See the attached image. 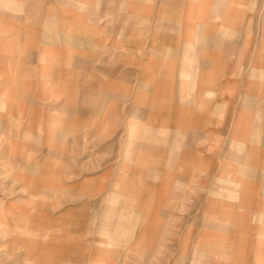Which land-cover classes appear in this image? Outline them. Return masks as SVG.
I'll return each mask as SVG.
<instances>
[{
	"label": "crops",
	"instance_id": "obj_1",
	"mask_svg": "<svg viewBox=\"0 0 264 264\" xmlns=\"http://www.w3.org/2000/svg\"><path fill=\"white\" fill-rule=\"evenodd\" d=\"M142 2L0 0V54H23L24 63L34 54L41 61L53 56L55 74L66 80L55 88L74 92L77 98L72 105L88 109L101 105L106 110L100 133L87 130L84 136L80 134L83 124L96 120L94 115H72L70 131L58 133L57 138L63 140L84 139L82 150L78 149L85 156L80 167L87 165L85 168L94 170L97 154L88 147L89 138L111 137V127L119 128L121 123L128 130V145L123 146L120 160L113 167L106 169L105 163L101 173L82 175L73 161L68 163V159L56 156V181L49 185L56 186L57 192L55 189L52 195L45 191L37 200L24 197L22 212L6 213L8 220L22 219L23 234L29 237L37 232L40 236L38 243L29 242L38 252L36 264H123L125 259V264H175L176 242L194 251L191 264H197L198 259V264L247 262L239 259V232L247 234L249 212L237 213L229 206L243 189L247 194L250 191V183L240 178L250 181L244 175L248 160L241 167L238 164L244 157L242 153L253 138L257 140L256 152L264 150L263 137L259 131L254 132V125L259 128L263 118L264 62L250 60L241 97L238 82L223 81L225 70L230 76L238 75V68L227 64V56L218 53L224 47L231 48L222 43V27L235 26L239 10L232 15L231 23H221L223 3L217 0H161L152 30L154 39L162 37V43L152 54H142V32L148 23L137 14L136 7ZM128 3L134 7L126 15ZM106 16L114 17L122 26L113 36L114 41L130 42L133 51L95 54V50H87L88 43L93 46L103 41L99 37L106 34ZM252 21L248 18L247 34L253 33ZM162 26L166 27L164 31L160 30ZM182 35L186 44L180 49ZM101 59L106 67L100 66ZM19 69L0 68V125L10 108L18 104L25 113L30 105L26 99L15 102V90L22 92L23 98L27 92L25 83H16L11 73L25 79L30 71L23 65L21 72ZM257 78L262 81L255 91ZM100 91L103 103L96 100ZM233 91L234 100L226 99L225 92ZM235 100H240L243 115L233 133L224 139L222 127L216 126L222 124L218 114L225 107L232 108ZM96 117L98 120L100 115ZM66 146L67 140L62 141V149ZM223 147L229 158L226 166ZM101 151L106 156V144ZM45 170L44 175L52 172L47 165ZM226 172L231 173L227 185L223 179ZM195 183L203 192L198 198L201 210L193 216L200 219V224L194 228L193 221L186 230L176 232L175 220L181 219L182 223L185 217L179 213L187 212L185 202L191 201L189 194L183 195V209L177 210L175 202L180 195H176V187L191 190ZM225 185L228 195L223 194ZM67 187L70 190L66 194L58 193L59 188ZM262 189L258 196L263 195L264 186ZM31 203L34 211L26 206ZM193 228L198 229L196 237ZM252 232L254 236L264 235L261 228H253ZM228 236L231 248L223 244ZM228 250L230 261L224 256ZM250 250L257 253L260 248L251 244ZM160 255L166 258L160 259Z\"/></svg>",
	"mask_w": 264,
	"mask_h": 264
},
{
	"label": "rangeland",
	"instance_id": "obj_2",
	"mask_svg": "<svg viewBox=\"0 0 264 264\" xmlns=\"http://www.w3.org/2000/svg\"><path fill=\"white\" fill-rule=\"evenodd\" d=\"M195 1L196 3H199V0ZM217 1L223 3L222 19L220 18L221 23H231L233 20L232 15L235 14L234 12H237V9L239 10L237 17L239 20L236 22V25L232 27H222V43L231 45V48L224 47L218 54L226 55L228 59L226 63L232 64L234 68H238V75L233 74L230 76L225 70L222 73V76L223 81L231 79L240 84L239 93L241 97L243 94V85L246 84L245 79L249 73L248 64L250 60L262 59L264 62V0ZM160 2L161 0H143L142 5L136 7L137 14H141L143 19L148 21V23L144 25L142 32L143 43L140 48L142 54H152L154 50L157 51L159 49V46L162 43V37H156L154 39V30H152V25L156 16L155 14ZM117 4L118 3H116V5ZM131 4L133 3L127 4L126 15L130 13V8L134 7V5ZM228 9L231 10L227 12ZM121 16L122 14H120V18ZM248 18L253 20L251 26L253 33L250 32V34H247ZM219 21L220 20H218V22ZM117 22L118 20L114 19V17L106 16V34L105 36L99 37L103 41L95 42L93 45L94 47L88 43L87 50L91 52H94L95 50V54L129 53L132 50L131 47H133V44H130V42L125 44L124 42L114 41L113 36L116 34V31L121 30L122 28ZM165 29L166 27L164 26L160 28L162 31ZM126 31H130V27H128ZM179 40L180 46L178 48L181 49L186 44L183 35ZM34 55L36 56V54ZM22 56L23 54H0V68H3L5 71H14L15 68L19 67L21 72L22 65L23 68L26 66L30 70L29 75H25V79L23 76H20V74H14L15 72L11 73L13 74L12 77L18 81L16 83H19L20 85L22 82L25 83V90L27 92L25 98H23L22 92L18 90V93L15 90L13 92L15 94V102L21 103L22 100L26 99L30 105L27 106L24 113L22 112L23 108L16 104L14 108L9 109V113L6 117H1L3 125H0V264H36L38 252L33 245L30 246L29 242L32 240V242L38 243L40 236L37 232L31 234L29 237L27 234H23L24 228L21 223L22 219L14 220L11 218L13 221L11 219L8 220L6 213L9 211H12V213L16 211L17 214L19 211L22 212L23 210L21 209L24 206L22 199L24 197L32 196L36 197L35 200H37V197H39L40 194L45 193V191H48L52 195L55 194V189L57 192L56 186L53 187L49 185V182L52 181V183H54L56 181L54 174V161L56 156H61V159L63 160L64 158L68 159V163L73 161L75 164L74 166L80 169V173H83L82 175L88 172L99 174L102 172L105 163L106 169L113 167L115 163H118L121 150L124 148L123 146L128 145L129 142V139H125L128 130L125 128L124 123L119 124V128H115L114 126L111 127V137H106V139L98 137L93 139L89 138V140H87L90 141L88 147L94 148L93 153L97 154L94 160V170H92L90 166H88L89 169L85 168L87 165L80 167L82 166L80 162H82L85 156L80 154L78 149L82 150L81 144L84 139L73 140L71 137H68L65 139L67 140V146L65 149H62V141L65 140L57 138L58 133L60 135V132L62 131H70L72 115H78L81 118H86L87 116L93 117L94 115L96 120L94 119L93 123L88 125L83 124L80 134L84 136L85 131L87 130L92 131V133H100L103 127L100 123L102 122V115L106 116V110L104 111L105 108L101 105L95 106L92 109L82 107L81 104L72 105L73 103H76L74 100L77 98L76 95H72L74 92H63L55 88L61 86L66 80L55 74L56 59H54L53 56L51 58L46 56L48 59L45 58L42 61L35 56H31V59H29L27 63H24V58H22ZM6 57L9 59L3 60ZM102 61L103 60L101 59L100 66L106 67V63H103ZM2 77L3 76H1L0 79H2ZM261 81L262 80H259L258 78L255 80V91H257ZM95 85H97V83ZM97 87H101V84ZM101 93L102 91H100L99 95L96 94V100L103 103ZM235 93L234 91L232 94L225 92L226 99L231 98V100H234V97H236L234 96ZM232 103V108L225 107L224 111H220L218 114V118L222 120V124L216 126L218 129L222 127V137L224 139L228 138V136L233 133L234 127L238 125V120L243 115L240 100H235V103L232 101ZM0 110H3V108H0ZM103 111L105 114H103ZM99 115L100 118L97 120L96 116ZM256 126L257 125L255 124L254 132L259 131L260 136L264 139V111L263 118L260 120L259 128ZM256 142L257 140L253 138L251 146L242 153L244 157H242L238 163L241 167V165L246 162L245 159L248 160L249 165L246 167L247 175L246 173H243L246 177L249 176L250 181L243 176H240V178L250 183V191L247 194L246 190L243 189L239 192L237 200L233 203V206H229L230 210L237 213L249 212L248 220L245 221V224L249 228L248 232L247 234L245 232H239V259L240 262H245L246 260L247 262L245 264H264V235L261 234L254 236V232H252L253 228H261L262 231H264V208L262 206L264 205V193L262 196H258L264 186V150H260L263 152L259 151V153H257ZM105 144L106 156H104L101 151ZM63 147H65V145ZM225 150L226 148L224 147L221 149V152L223 153V162L226 166V162L229 161V158L227 159ZM253 157L254 161L250 162L249 159H253ZM46 165L48 168H52L51 174L50 171H48V174L44 175L46 173ZM80 173L79 177L82 176ZM252 173L253 175H251ZM230 174L231 173L226 172L224 175L223 179L226 185L227 183H230L228 180L231 177ZM226 185L225 188H223L224 195L229 194L226 190ZM68 190H70L68 187L59 188L58 193L61 195L66 194ZM175 193L176 195H180L179 199L175 202L177 210L179 207V209H183V195L189 194L191 198L190 202H185L187 212L182 211L179 213L185 217V219L182 220V223L184 224L182 225L181 219H176L175 231L181 232L186 230L188 225L193 221H196V224L192 227L198 228L197 225L200 224V219H194L193 216L201 210V204H199L198 201L200 195L203 194L201 186H199L198 183H195V186L192 187L191 190H186V188L183 187H176ZM13 200H15L14 207L11 205ZM26 206H31V210H35L32 203L31 205ZM18 221L19 223H17ZM194 228L192 234L196 237L198 235V229ZM194 236L192 235L191 237L192 246L195 240ZM28 238L30 239L28 240ZM242 241H244L245 245L242 244ZM43 242H45V238H43ZM223 244L226 248H231L230 236H228L227 239L225 238ZM251 244L254 247L260 248V251L257 253L252 252L250 250ZM193 252L194 251L188 248L186 250L183 249V245L176 242L174 250L175 264H191V254H193ZM227 252L228 253L224 256L230 261L232 254L230 250ZM161 258L165 259L166 255L163 257L160 255V259ZM125 262H128V260L125 259L123 264H125Z\"/></svg>",
	"mask_w": 264,
	"mask_h": 264
},
{
	"label": "bare ground",
	"instance_id": "obj_3",
	"mask_svg": "<svg viewBox=\"0 0 264 264\" xmlns=\"http://www.w3.org/2000/svg\"><path fill=\"white\" fill-rule=\"evenodd\" d=\"M262 98V97H261Z\"/></svg>",
	"mask_w": 264,
	"mask_h": 264
}]
</instances>
